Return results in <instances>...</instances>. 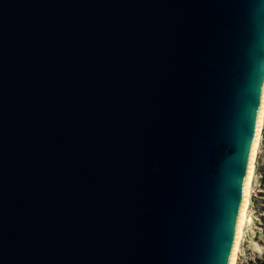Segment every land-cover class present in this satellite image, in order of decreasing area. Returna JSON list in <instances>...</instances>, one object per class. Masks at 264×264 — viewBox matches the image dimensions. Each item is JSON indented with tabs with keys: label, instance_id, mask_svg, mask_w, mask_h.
I'll return each mask as SVG.
<instances>
[{
	"label": "water",
	"instance_id": "water-1",
	"mask_svg": "<svg viewBox=\"0 0 264 264\" xmlns=\"http://www.w3.org/2000/svg\"><path fill=\"white\" fill-rule=\"evenodd\" d=\"M264 85V0H0V264H229Z\"/></svg>",
	"mask_w": 264,
	"mask_h": 264
},
{
	"label": "bare ground",
	"instance_id": "bare-ground-1",
	"mask_svg": "<svg viewBox=\"0 0 264 264\" xmlns=\"http://www.w3.org/2000/svg\"><path fill=\"white\" fill-rule=\"evenodd\" d=\"M264 131V85L261 96L260 110L255 128V134L250 152L245 186L242 195V201L238 213L236 230L234 234L232 253L229 264H238L239 252L244 239L245 228L250 222V207L252 203L253 189L256 181V165L259 150L263 140Z\"/></svg>",
	"mask_w": 264,
	"mask_h": 264
},
{
	"label": "rangeland",
	"instance_id": "rangeland-1",
	"mask_svg": "<svg viewBox=\"0 0 264 264\" xmlns=\"http://www.w3.org/2000/svg\"><path fill=\"white\" fill-rule=\"evenodd\" d=\"M264 132V131H263ZM264 166V133L259 150L256 165V181L253 189L252 203L250 207V222L245 228L244 239L240 248L238 264H254L255 260L264 255V236L260 226L259 206L262 197L259 195L261 189V171Z\"/></svg>",
	"mask_w": 264,
	"mask_h": 264
},
{
	"label": "trees",
	"instance_id": "trees-1",
	"mask_svg": "<svg viewBox=\"0 0 264 264\" xmlns=\"http://www.w3.org/2000/svg\"><path fill=\"white\" fill-rule=\"evenodd\" d=\"M261 191L259 192V195L262 197L263 201L261 206H259V214H260V226L262 228L263 236H264V166L261 171ZM254 264H264V255L262 257H259L255 260Z\"/></svg>",
	"mask_w": 264,
	"mask_h": 264
}]
</instances>
